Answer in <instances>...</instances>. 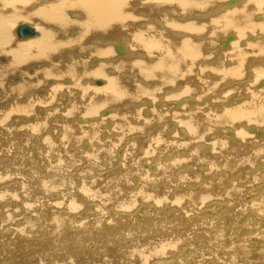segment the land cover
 <instances>
[{
  "label": "bare ground",
  "instance_id": "bare-ground-1",
  "mask_svg": "<svg viewBox=\"0 0 264 264\" xmlns=\"http://www.w3.org/2000/svg\"><path fill=\"white\" fill-rule=\"evenodd\" d=\"M212 11L213 16L207 14L195 18L197 13ZM258 13L263 19L261 22L255 20ZM192 17L195 20H191ZM29 22H34L35 25ZM22 23L30 25L34 29V35L29 37L16 35L18 39L15 40L12 27L16 24L15 28H17ZM254 34L259 38L249 44L247 39ZM218 35L220 36L216 38ZM24 39L28 41L23 42ZM120 39H126L127 48L123 41H119ZM243 39L246 44L241 48L237 43L242 42ZM216 47L218 58L207 62L215 55L214 51L217 53ZM64 60L68 63L64 64ZM90 62L96 66H91ZM261 63L264 64V0H0V130L5 129V132L13 130L11 135L20 141V150H25L24 162L20 164H16L15 158L10 154H0V187L3 188L17 181V178L21 180L19 187H22L20 191H14L12 187V189H0V199H5L8 193L16 196L20 192L24 197H29L37 190L44 195L51 190H62L68 183L73 182L69 178L71 166L87 163L94 169L85 172L82 175L83 179L80 177L79 190L89 203L96 201L100 213L106 207L118 212H129L140 204L150 202H154L153 207L157 209L162 205L165 206V214L170 212V206H179L181 202L194 203L196 206H202L207 201L236 203V207L239 208L234 206L235 210L226 211L233 217L226 226L229 232L232 230L237 232V235L241 233L238 219L245 213H248V217H252L249 220L251 222L245 221L241 227L246 233L238 246L237 255L230 253L228 260L219 261L217 264H264V255L255 254L258 253V247L264 246V194L261 192L256 198L247 199L249 193H253L254 188L264 181V168L262 174L252 176L253 185L250 188L241 189L231 182L229 189L219 190V186L226 181L225 177L217 181L215 179L214 182L209 174L210 176L205 179L206 185L200 191L196 193L186 191L191 185L193 189L202 185L199 183L202 174L197 171L202 163L206 164L211 172H217V165L221 160L225 163L234 160V168L229 170L225 166L226 173L230 177L239 176L241 179H246L245 170L248 168L254 167L258 162L264 164V129H259L264 127V89L257 90L264 87V65ZM36 65L43 68L38 72L42 78L36 73L29 75L26 72L27 68ZM255 65L260 66L255 67ZM19 77L22 78L21 81ZM100 78L102 80H99ZM247 78L249 80L245 81ZM64 80L71 84L65 86L62 83ZM8 81L11 84L7 85ZM242 81L247 85V95L244 92V99L240 98L241 100L234 106L226 108L227 106L222 104L226 103L227 99L233 97L231 103H234L235 97H238V95H230L234 89L229 91L230 88L226 89L227 85ZM253 84L257 91L252 90ZM49 85L51 86L44 88ZM176 87L180 90L177 91ZM40 88L45 93L36 95ZM71 89L72 92L77 91L81 97L69 106H64L61 117L64 122H61L57 118L58 110L60 112V107H57L60 101L58 98L70 95L68 90ZM32 92L34 95L27 98ZM161 92H164L163 99L158 98ZM217 93H219L218 97H216ZM70 96H73V93ZM97 97L100 99L98 100ZM150 99L153 102H145L144 107L150 108L145 110L143 115L140 109L130 107L132 104L140 106L143 100ZM182 99L189 103L194 102V106L182 107L177 114L173 113L175 110L165 107L166 105L165 109L154 108L157 107L156 101L159 100L165 103L169 100L179 102ZM83 100L87 102L84 104ZM199 103L202 104L198 105ZM111 105L119 106L121 111L113 117V122L116 124L114 129L124 133L118 140L103 139L106 130L102 125L105 120L85 126L73 123L74 117L85 119L97 116L103 108L105 109L101 114L102 117L109 119L113 113V109L109 107ZM43 109H46L45 113ZM49 109L51 110L47 112ZM129 109H134V112L128 113ZM167 112H171L169 118ZM179 114H184L186 119H177L175 122L173 118ZM11 119H14L13 127L9 125ZM131 119L138 124H134ZM228 125L234 126V137L243 133L242 142L235 143L220 139L221 131ZM171 126L179 128L183 137L179 136L178 131L175 132V128H170ZM245 127L250 135L244 131ZM57 128L60 134L56 138L54 133H57ZM214 130L216 135L213 134L212 138L211 133ZM131 134H144L143 141L141 139L143 145L141 154L132 152L130 156L127 154L129 149L125 151L124 156L118 154L119 146L126 142V138L130 139ZM246 138H251L252 141L246 142ZM85 140L90 143L84 144L82 149L88 148L91 152L69 150L71 146H77ZM9 142L10 140L6 141L8 146ZM206 143L211 145L210 150L218 149L220 159L214 160L212 151L206 152ZM39 144L45 149L43 152L38 151L39 155L32 158L31 151L34 150L31 148H39ZM58 144L61 146L60 151L56 148ZM228 147H230L229 154L225 153ZM135 149L138 150L137 146ZM184 151H187L186 155L190 154L188 158L183 157ZM55 152L57 157L54 158L57 162L52 163L50 157ZM116 154L120 155L118 162L121 164L115 171L104 172L105 174H101L102 170L97 171L109 167L113 162L112 157ZM155 160L156 166L152 171L156 170V172L148 174L147 165ZM7 161H11L10 167L6 166L9 163ZM34 161L40 164L46 163L47 169L54 171L57 177L47 178L41 175L37 183L36 178L40 173H34L35 176L29 179L25 174V168L32 162L30 167L35 172L34 167L37 164L35 165ZM194 168L195 171H192ZM136 173H140L137 177L139 180L136 178L133 181V175ZM14 174L17 176L11 177ZM167 179L169 181L166 183ZM134 182L136 185L132 186ZM154 183L158 184L157 189L154 188ZM17 187L15 185V188ZM165 187L172 188L173 191H165ZM242 201L243 208L240 207ZM36 203L40 204V200ZM55 205L58 209L66 210L65 214H68L64 218L52 215L59 230L69 220L75 226L78 224L80 226L78 231H81V236L71 234L68 239L60 238L56 242L55 252L59 250V253L65 254L66 249H72L71 255L75 253L73 258L79 257L80 261H86L85 264L87 262L130 264L132 260L138 259L147 263L154 258L166 257L167 251L176 254L177 249L189 240L183 235H177L175 238L159 235L136 247L121 249H117L118 246L113 247L106 258H101L98 253L86 250L89 249L87 246L85 250H80L82 244L87 245L91 241V229L87 222L72 220L75 213L83 207L80 198L77 200L73 195L67 194ZM33 207L36 205L28 204L24 209L29 211ZM145 207L147 206L141 205L135 211V215L140 219L142 218L140 212L146 210ZM191 209L192 207H189V210ZM115 210H112L109 216H116ZM54 211L52 213H55ZM40 217L42 216L36 217V222L24 221L22 224L44 226L43 218ZM118 217L120 218V215ZM118 217L113 220L116 222L113 226L115 231H108L107 224L102 225L104 237L114 233L118 240H121L123 235L132 234L130 231L132 221L128 219L122 225ZM207 219L213 220L210 217ZM101 220L102 217L95 222L100 223ZM191 221L196 222L194 219ZM142 222V226L146 227L152 236L158 233L153 232L156 225L157 230L167 225L165 215L158 217L156 222L155 218L152 221L146 219ZM4 223H8L7 219L0 223V227ZM188 223L190 222H186ZM222 223L215 227L218 236L224 233ZM67 226L69 225H66V228ZM170 228L173 229L172 226ZM20 229L23 230L22 227ZM3 237L7 238L6 235ZM248 240L252 241L253 246L249 247L250 251L243 254L241 251L246 248ZM8 243L7 241L6 244ZM211 244L212 247H218L214 243ZM14 250L0 246V260L5 261L6 258L10 261L9 264L43 263L42 261L36 263L35 254L38 249H34V246L29 254L25 253V256L20 257V261L16 260L18 257L15 258L16 250ZM31 255L35 257H29ZM246 257L247 262H244ZM61 260H58V264L77 262L71 259ZM211 260L214 261L213 258ZM183 261L189 262V258L183 256L181 262ZM203 263L207 264V261L201 260L200 264Z\"/></svg>",
  "mask_w": 264,
  "mask_h": 264
},
{
  "label": "rangeland",
  "instance_id": "rangeland-1",
  "mask_svg": "<svg viewBox=\"0 0 264 264\" xmlns=\"http://www.w3.org/2000/svg\"><path fill=\"white\" fill-rule=\"evenodd\" d=\"M226 9H229V8H226ZM207 14H209V16H213L214 15L213 11L210 12V13H197L196 16H195V18L197 16H200V15L205 16ZM257 17H260V18H257ZM257 17L255 19L256 21L261 22L263 20V19H261V15L260 14L257 15ZM193 18L194 17H192L190 19L191 20H195ZM178 19L179 20H183V18H178ZM185 20H188V19H185ZM30 24L35 25L34 22H31ZM15 25L12 27V30L14 29L15 40H17L18 38L16 36L17 34L15 33V29H16L15 28ZM219 36L220 35H218L216 38H218ZM251 37H253V38H251ZM258 38L259 37H257L256 34H254V35L249 36V39H247V40H248V42L250 44L252 42H255ZM97 40H98V38H97ZM27 41H28V39H24L23 40V42H27ZM119 41H123V42L126 43V39H120ZM214 41H215V39H214ZM241 41L242 42L237 43V45L239 44L240 46L239 45L238 46L242 48L246 43L244 42L245 41L244 39L241 40ZM216 50H217V47H216ZM214 52H215V55L212 56V57H210L207 60V62L208 61H211V60H214L215 58H218L217 57L219 55L218 50H217V53H216V51H214ZM223 52H226V51H223ZM3 61H5V60H3ZM67 63H68V61L67 60H64V64H67ZM89 64L91 66H96V65H93L91 62ZM261 64H263V63H261ZM253 66H254V64H253ZM256 66H260V65H255V67ZM39 67H40V65H36V66H33L32 68H30L29 70L31 72L37 71L36 74L41 77V74L38 73L39 72V70H38ZM247 69H249V68H247ZM37 78L38 77H35V79H37ZM99 80H102V78H100ZM248 80H249V78H247L245 81H248ZM243 82L244 81H242V82H233L232 84L230 83V84L227 85L226 89H229L230 88L229 91L232 88L234 89V91L230 95L231 96L232 95L233 96L234 95H238V97H235V102L234 103H231L232 102L231 101V98H233V97H231L230 99H227L226 103H223L222 105H226L227 106L226 108H231L232 106H234L236 104V102H238L241 99H244L245 98V97H243V94L245 92V94L247 95V91H246V86L247 85H245ZM62 83L65 86H69V84H71L70 82L67 83L66 80L62 81ZM9 84H11L10 81H8L7 85H9ZM50 86L51 85L45 86L44 88L46 89V88H48ZM90 86L97 87V85L95 86L93 84H90ZM251 88H252L253 91H257V90H260V89H264V87L257 89L255 87V84H253ZM255 89H257V90H255ZM176 90L179 91L180 89L176 87ZM38 91L39 92H36L35 93L36 95L39 94V93H40L39 95H42V94L45 93V92L42 91V88H40ZM68 91L70 92L68 94L71 95L73 93V96L66 95V96H62V97H59L58 98V100H60V101H58L57 107L58 108L60 107L59 108L60 109V112L58 110L57 118L61 122H64V121L61 120V117L63 115V113H62L63 108L69 106V104H72L75 101H78V99L81 97L80 95L77 94V91H73L72 92V89L71 90H68ZM177 91H175V92L177 93ZM240 91H242V93ZM163 93L164 92H161L159 94V97H158L159 99H163L164 98L163 97ZM171 94H173V92ZM32 95H34L33 92L30 93L29 95H27V98H29ZM218 96H219V93L216 94V97H218ZM98 98L100 99V97H97V99ZM61 99H62V102H61ZM183 99L182 100H179V102H177V101L175 102V101L169 100V101H166L165 103H162L159 100V101H156L157 107H154V108L156 110H160V109H165V107H169V108H171V110L173 109L172 111L175 110L173 113L177 114L178 110H180L182 107H185V106L192 107V106H194V104H193L194 102H191L190 101V103H189V101H183ZM22 100H20V101H22ZM146 101H150V102L152 101L153 102V100H151V99L150 100H143L142 103L140 104V106L139 105L132 104V105H130V107L131 108H134V109H138V110L140 109L141 112H143L142 113V115H143L144 114V111L147 110L148 108H150V107H147V106L144 107ZM170 101H172V102H170ZM86 102H87L86 100H83V103L84 104ZM62 103H63V105H62ZM181 103H182V105H181ZM227 103L229 105H227ZM171 104H172V106H170ZM200 104H202V103H199L198 105H200ZM142 106H143V109H141ZM109 107L111 109H113V113H112L111 117H109L110 115L108 116L109 119H105V118L102 117L101 114H102L103 110L105 109V108H103L97 116H90V118H85V119L84 118H79V117H74L73 118V121H74L73 123H75V124H77L79 126H82L84 124V126H85V125L91 124L92 122L99 123V121H102V120L104 121L105 120V123H103L104 126L102 125V127L104 128V130H106V133L103 134V139L106 140V141H111L112 139L118 140L119 138L123 137V134L124 133H120L118 130L114 129L115 126H116V124L113 122V117L116 114H119L121 112L120 111V107L117 106V105H111ZM134 109H129L130 111L128 110L129 112L128 111L127 112L131 114V113L134 112ZM44 110H46V109H43V113H45ZM50 110L51 109L47 110V112L50 111ZM170 113L171 112H167V117L168 116L169 117L171 116ZM101 117H102V119H101ZM181 118H183V119H181ZM177 119L178 120H185L186 119V116L184 114H179V115H177V116H175L173 118V120L175 122H177ZM166 120L169 121L168 119H166ZM19 121H20V119H19ZM131 121L132 122L134 121L133 122L134 124L137 123L134 119H131ZM9 122H10V124H9L10 127H13L14 126V123H13L14 122V119H11ZM87 122H88V124H86ZM170 128H175V132L178 131L177 133L179 134V136L183 137V134H181V132H180L181 130L179 128L176 129V127H174V126H171ZM225 128H226L225 130L221 131V134L219 136L220 139L227 140L229 142H235V143L236 142L237 143L238 142H242L241 141V138L244 139L243 133L241 134V136L234 137V133H235V131L233 129L234 126L228 125ZM57 129H58L57 130V133L56 132L54 133V136L56 138L60 134L59 128H57ZM259 129H264V127L259 128ZM0 131H1L0 132V148H1L0 149V154H3V155L10 154L12 158H15L14 161H15L16 164H20V163L24 162V160H23V154L25 153V150H20L21 149V143L18 140V138H16V137L13 138V136H12L13 135V130L12 131L10 130V131L5 132L6 130L4 129V131L3 130H0ZM244 131L247 134L250 135V133L247 131V127H245V130ZM51 132H53V131L51 130ZM215 132L216 131L214 130L211 133V137L212 138H213L214 135H216ZM112 134H113V136H112ZM226 134H227V136H225ZM8 135H9V137H8ZM50 135L52 136V133H50ZM136 135L135 134H133V135L131 134L130 139H128V138L125 139L126 142H123V144H121L122 147H121V145L119 146L120 149L118 150L119 152L117 151L118 154L124 156L125 151L126 152L128 151L127 149H129V151L127 152V154L130 155V156H132V152H134V153L140 152V154H141V152H142V149L141 148H143L142 141H143V135L144 134H136ZM252 135H255V134H252ZM223 136H225V137H223ZM232 137H234V138H232ZM8 138H10V139H8ZM3 139H4V142H3ZM5 139H7V140H5ZM13 139H15V140H13ZM141 139H142V141H141ZM263 139H259V140H263ZM9 140H10V142H9L10 145L8 146V144H6V141H9ZM238 140H240V141H238ZM245 140H246V142L252 141L251 138H246ZM136 142H138L139 145ZM87 143H90V142L88 140H85V141H83L81 144H79L77 146H74V145L71 146L69 150L72 149L71 152H78V151L91 152L90 149H88V148H87V150L82 149V146L84 144H87ZM208 144L209 143H206L207 148L205 150H206V152H209L210 153V151H212V150H210V146L211 145L210 144L208 145ZM263 144H264V141H263ZM136 146H137V149L138 150L135 149ZM41 147H43V146L41 144H39V148L38 147L31 148V149L34 150V152L31 151L32 158L36 157L35 155H39L38 151H42L43 152V149H45V148L44 147L41 148ZM56 148H57V151H60L61 146L58 144ZM229 150H230V147H228L226 149L225 153L229 154L228 153ZM242 150H244V149H242ZM129 152H130V154H129ZM185 152H187V151L182 152V154L184 155L183 157L184 158H188L190 154L186 155ZM218 153H219L218 149H215V150L212 151L211 154H212V158L214 160L220 159L218 157ZM120 155H117L116 154V155H114L112 157L113 162H112L111 165H109V167H104L102 169H97V171L102 170V173L101 174H105V173H109V172L115 171L119 167V165L121 164L120 162H118V160L120 158ZM55 156L57 157V153L56 152H55V154H53L51 156L52 158L50 157V160H51L50 162H52V163H54V162L56 163L57 162V160H55V158H54ZM28 160H30V159H28ZM156 160H158V159H156ZM156 160L155 161H152L149 165H147V170L148 171L145 168L146 172H149L148 174H151L153 172H156V170L155 171H152L154 169V166H156ZM7 162H9V163H7ZM7 162L6 163L8 165H6V164H4V165H6L7 167H10L11 166L10 165L11 164L10 163L11 161H7ZM31 163H30V166H32ZM33 163L35 165L37 164L36 165L37 167L36 166L34 167L35 172H34V170L30 166L25 168V170H26L25 171V174H27V176L29 177V179H31V178H33L35 176L34 173L35 174L36 173L37 174L40 173V176L36 178L37 183H39V180L41 178V175L42 176H45L47 178H50V176H52V178H56L57 177V175H56V173L54 171H52L50 169H47L46 163L40 164V163H37V161H34ZM234 163H235L234 160H230L227 163H225V161H222L221 160L218 163V165H217V168H218L217 172H211V170L207 167V165L204 164V163H202L197 168V171L199 170L198 173L200 172L203 175V176L201 175V179L199 180V183L202 184V185L199 188H197V189H193V185H191L190 186V189L188 187L186 191L187 192H195V193L198 192V191H200V189H202L206 185L205 179L207 178V176L209 174L211 175V176L210 175L209 176L212 178V180L214 182H216L219 178H224L225 177V180L226 181L219 186V190H227V189H229L231 187V185H230L231 182H232V184L235 183V185L238 186L241 189L250 188V186L253 185L252 176L253 175H256V174H262V168H264V164L262 162H258V163H256V165L254 167H250L247 170H245L246 179H241L239 176H237V177H230L226 173L225 166H227V168L230 170V169L234 168V166H235ZM219 165H221V166H219ZM90 167L91 166H89V164H87V163H85V164H78V165H75V166H71L72 169L69 171V178H71L73 180V182L68 183L65 186V188L62 189V190H60V189L58 191H56V190L55 191L54 190L52 191L51 190V191H48V193L46 195H44L43 193H40V191L37 190V192L33 193L29 197H24V195H22L20 192L17 193L18 195H16V196H13L12 194L8 193V195H6V198L5 199H3V200L0 199V201L2 202V203H0V208L2 210L0 212V219H1L0 220V223L5 222L6 219H7V222H8V223H4L5 226L2 225L0 227V239H1L0 240V246L1 247H4L6 249L8 248V249H12V250L13 249L16 250L17 249V246H18L19 248L16 251L14 250L15 251V258L18 257L16 259L17 261H20V257L23 256V255L25 256V253H26V255L29 254L30 249H32L33 246H34V249H38L37 250V253L35 254L37 256L36 263L38 261H42L43 262L42 264H58L59 263L58 260L60 261L62 259V257H63L64 260H69V259L76 260L77 262L75 264H80V263L85 264L86 261H83V260L80 261V258L79 257L77 259L76 258H73L75 253H72L73 255H71V252H73L72 249H66L65 250L66 251L65 254L59 253L58 252L59 250H57V252H55L56 251V242L60 238L68 239L69 238V235H71V234H73V235L79 234L81 236V231L80 230L78 231V229L80 228V226L78 224L75 226L73 224V222L67 220V222L62 226L61 230H59L58 226H56L57 225V222H55L54 221V218H52V215L55 216V217H58V218H64L65 216L68 215V214H65V213H67L66 210H61V209L56 208V205L55 204L57 202H59L65 195H67V194L69 195L70 194V195H73V197H75L77 200H78V198H80V204H83V207L80 209V211H78L77 213H75V215L73 216V219L72 220L74 222H75V220H80L81 222H87L88 227L91 229V234H90L91 235L90 236L91 241L88 242L87 245L86 244H82V247L80 248V250H85L86 249L85 246H87V248H89V249H86V250H89L91 252L98 253V255H100L101 258H106V256H108L111 253L110 249H112L113 247H117L118 246L117 249H121L123 247H130V248L131 247H136V246H139V245L143 244L144 241H150V240H152L154 238L159 237V235L162 236V237H170V238H175L177 235H181V236L183 235L184 237H188L189 240L187 242H185L184 246H182L181 248L177 249L176 254H172V252L167 251L166 253L168 254V252H169V254L168 255L166 254V257L154 258V259L150 260L147 263L141 261L140 259L135 260V261L132 260L133 262L130 263V264H165L164 262H168L167 264H176V262H177V264H200L201 263V260H203V259H205L207 261V264H217V263H219V261L222 262V261L228 260L230 253H232V254L234 253V255H237V252L239 251L238 246H239L242 238H245V234L244 233H246L245 230L243 228H241V227L243 226V223L245 221H249L252 217H248V213H245V214L241 215V217L238 219L241 233L237 235V232H234L232 230L229 232V230L227 229L226 226H227V224L229 225L228 222L230 221V219L232 220L233 217L229 213H227L226 211L227 210H235L234 209V206H235V208H239V207H236V203L228 202V201H223V202H219V203H221V204H219V203H212L214 201H207L202 206H196V205H194V203L190 204L188 202H181V204H179V206H175V205L174 206H170L169 207V211L170 212L167 213V214H165V212H164V210H165L166 207L163 206V205L160 206L157 209V208H154L153 207V206H155V203L154 202H150L149 204L143 203V204H140L139 206L146 205L147 207H145V209L146 208L147 209L146 210H143L142 212H140V214L142 215V218L141 219L135 215V211H137V209H138L139 206L137 208H135V209H132L129 212L119 211L120 213L117 210H115V209H113L111 207H106V208L103 209V212L100 213L99 210L97 209L98 208V205L96 204V201H91V203H89V201H86L85 197L80 193V190H79L80 189L79 188L80 177L82 178V175L85 172H87L88 170L93 171L94 167H91V168ZM257 167H259V168L257 169ZM129 169H131V168H129ZM179 170H182V169H179ZM192 171H195V168L192 169ZM140 173H136L135 175H133V177H134V180L133 181H135L136 178L138 176H140ZM66 175H68V174H66ZM16 176H17V174H14L11 177H14L15 178ZM176 176H175V178H176ZM137 179L139 180V178H137ZM215 179H216V181H215ZM11 181H12V179H11ZM19 181H21V180L17 178V181L12 182V183H9V184H7L8 186L5 185V187L3 186V188L0 187V189L6 190L5 188H10V189L13 188L14 191H20L22 189V187L21 188L19 187V185L21 186V183ZM168 181L169 180L167 179L165 182L167 183ZM16 182H19V183H16ZM134 183H132L133 184L132 186H135L136 185V182H134ZM191 184H193V183H191ZM15 185H16V187L17 186L18 187L15 188ZM153 185L155 186L154 187L155 189L158 188L157 187V185H158L157 183H154ZM261 185H262V187H260ZM166 186L170 187L169 185H166ZM122 187H123V185H122ZM164 190L165 191L170 190L171 192L173 191L172 188H167V187H165ZM9 191H11V190H9ZM0 192H1V190H0ZM153 192H155V190H153ZM261 192H263V194H264V181L262 183L258 184L254 188L253 193L252 192L249 193V197H247V199H249V198H256V197L259 196V194ZM23 193L25 194V192H23ZM60 193H61V195H60ZM19 195H20V197H19ZM36 195H37V197H35ZM14 197H16V198H14ZM38 197H39V199H38ZM81 199H83V200H81ZM173 199H174V197L172 198L171 203H172ZM38 200H40V204H37L36 203V201H38ZM41 200H42V202H41ZM28 204H31V205L33 204V206L36 205V207H33L32 210L26 211L24 209V206L25 205L28 206ZM46 204H48V205H46ZM243 204H244V202L242 201L241 202V206H240L241 208H243ZM88 207H89V209H88ZM189 207H192V209L189 210ZM33 210H34V212H33ZM112 210H115L117 212L116 213V216H109V213L112 212ZM241 210H243V209H241ZM53 211L55 213H52ZM144 211H145V213H144ZM186 211H189V212L186 213ZM99 213H100V215H98ZM221 214H223V215H221ZM38 215L42 216V217H40V219L43 218V225L44 226H42V224L35 225V226H26V225H23L22 224V223H24V221L36 222V217ZM118 215H120V218L118 217ZM164 215L166 217V223H167V225L166 226H162V227L159 226L160 227L159 230H157V227L158 226L156 225V227L153 229V232H155V233L158 232L156 235H154V236L150 235L151 232L149 230H147L146 227H143L142 226V223H143L142 221H144L146 219L149 220V221H152L153 218H155V222H156L158 220V217L161 218ZM100 217H102V220L100 221V223L98 221L95 222ZM115 217H118L119 218V221L122 223V225L128 219L130 221H132V223L130 225L131 226L130 231L132 232V234L123 235L121 240H118L117 236L114 233L108 234V235H106L104 237V235H102L103 231L101 230L102 225L103 224H107L108 225L107 226V230L108 231H111V230H114L115 231L116 229L113 228V226L116 225V222L113 221ZM207 217L208 218L209 217L210 218H213V220H209V219H207ZM131 218H134V220H132ZM192 219L196 220V222H192L191 221ZM188 221L190 223L186 224V222H188ZM249 222H251V221H249ZM219 223L224 224V225H221L223 227V229H224V233H223L222 236H218L216 234V232H215V227ZM66 225H69V226H67V228H66ZM170 226H172L173 229L170 228ZM21 227L23 228V230L20 229ZM143 228H145L144 231H143ZM257 228L258 227H256V229ZM6 232H7V234H6ZM3 235H6V237L8 239L7 238L4 239L5 237L2 238ZM232 237H234V239H232ZM15 239H16V242H14ZM212 239H213V241H212ZM3 241L5 242V245H4V242ZM7 241L9 242L8 244H6ZM229 242H231V243L229 244ZM15 243H17V244L20 243V244L19 245H16ZM211 243H214L218 247H212L211 246L212 245ZM9 245L11 247H9ZM252 246H253L252 245V241L248 240L246 242V248L243 251H241V253L246 254L248 251H250L249 250V247L252 248ZM35 247H37V248H35ZM183 247H185V248H183ZM262 248H264V246H262L261 248L258 247L257 248V252L258 253H255V254H257V255H260V254L261 255H264V249H262ZM261 250H263V251H261ZM58 254H59V256H58ZM243 254H242V256H243ZM238 255H239V253H238ZM183 256H185V258H189V262H186V261L181 262ZM29 257L32 258L33 255H31ZM212 258L214 259V261L211 260ZM247 259L248 258L246 257V259H245L246 261H244V262H247ZM17 261H15V262H17ZM0 262H1V264H9L10 263V261L7 260L6 258H5V261L0 260ZM86 264H91V263L87 262Z\"/></svg>",
  "mask_w": 264,
  "mask_h": 264
},
{
  "label": "water",
  "instance_id": "water-1",
  "mask_svg": "<svg viewBox=\"0 0 264 264\" xmlns=\"http://www.w3.org/2000/svg\"><path fill=\"white\" fill-rule=\"evenodd\" d=\"M16 34L18 37H29L34 35V29L30 25L22 23L17 26Z\"/></svg>",
  "mask_w": 264,
  "mask_h": 264
},
{
  "label": "flooded vegetation",
  "instance_id": "flooded-vegetation-1",
  "mask_svg": "<svg viewBox=\"0 0 264 264\" xmlns=\"http://www.w3.org/2000/svg\"><path fill=\"white\" fill-rule=\"evenodd\" d=\"M37 36H38V35H37ZM31 39H32V38H31ZM122 43H124L125 46H126V48H127L126 43H125V42H122ZM55 60H56V59H55ZM56 62H57V60H56ZM41 64H43V63H41ZM41 64H40V65H41ZM32 67H33V66H30L29 68L26 69V72H27L29 75H34V74L37 72V71H35V72H31L29 69L32 68ZM42 69H43V68H40V67H39L38 70L41 71ZM19 78H20V81H21L22 78H21V77H19ZM20 81H19V82H20ZM107 111H108V110H107ZM103 114H105V113H103Z\"/></svg>",
  "mask_w": 264,
  "mask_h": 264
}]
</instances>
